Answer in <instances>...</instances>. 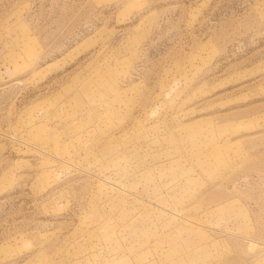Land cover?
<instances>
[{"label":"rangeland","instance_id":"374dc122","mask_svg":"<svg viewBox=\"0 0 264 264\" xmlns=\"http://www.w3.org/2000/svg\"><path fill=\"white\" fill-rule=\"evenodd\" d=\"M0 264H264V0H0Z\"/></svg>","mask_w":264,"mask_h":264}]
</instances>
